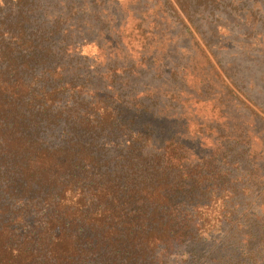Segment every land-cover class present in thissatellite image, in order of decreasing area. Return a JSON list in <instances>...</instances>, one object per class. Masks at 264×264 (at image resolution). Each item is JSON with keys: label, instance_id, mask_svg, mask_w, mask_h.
I'll return each instance as SVG.
<instances>
[{"label": "trees", "instance_id": "1", "mask_svg": "<svg viewBox=\"0 0 264 264\" xmlns=\"http://www.w3.org/2000/svg\"><path fill=\"white\" fill-rule=\"evenodd\" d=\"M235 42L264 0H0V264H264V138L207 77Z\"/></svg>", "mask_w": 264, "mask_h": 264}, {"label": "rangeland", "instance_id": "2", "mask_svg": "<svg viewBox=\"0 0 264 264\" xmlns=\"http://www.w3.org/2000/svg\"><path fill=\"white\" fill-rule=\"evenodd\" d=\"M259 51L261 52L249 53L242 51L238 49V45L235 42L234 49L220 51L217 59L210 58L227 86L215 80L214 70L210 68L207 77L211 86H213V93L219 90L228 91V96H236L240 100V102L237 101L239 105L238 109L235 108L228 111L229 115L227 117L230 120L229 130H235L238 124L243 123L248 130L254 133L255 138L262 139L264 138V55L262 54L264 48L260 46ZM83 52L90 53L93 50L86 48ZM223 70L226 72V75H224ZM227 75H229L231 81L228 80ZM187 86L193 88L194 85L187 82ZM209 96L215 95L211 93ZM254 142L256 143V141ZM204 251L206 252L203 254L205 256L204 260L206 263L211 264L208 261L212 257L207 256L210 250L204 249ZM187 258L173 255L166 259L158 258L150 264H187L188 261H185Z\"/></svg>", "mask_w": 264, "mask_h": 264}]
</instances>
